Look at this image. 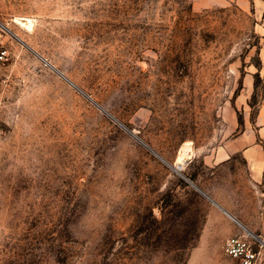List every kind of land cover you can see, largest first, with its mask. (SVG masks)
Masks as SVG:
<instances>
[{
    "label": "rangeland",
    "instance_id": "obj_1",
    "mask_svg": "<svg viewBox=\"0 0 264 264\" xmlns=\"http://www.w3.org/2000/svg\"><path fill=\"white\" fill-rule=\"evenodd\" d=\"M0 24V264H235L234 234L264 264L263 213L225 235L221 201L256 200L240 154L203 161L264 100V9L0 0Z\"/></svg>",
    "mask_w": 264,
    "mask_h": 264
},
{
    "label": "crops",
    "instance_id": "obj_2",
    "mask_svg": "<svg viewBox=\"0 0 264 264\" xmlns=\"http://www.w3.org/2000/svg\"><path fill=\"white\" fill-rule=\"evenodd\" d=\"M232 0H193L194 5L197 6H210L217 4H227ZM256 5V14L261 13L264 9V0H254ZM238 152L240 159L243 161L246 176V194L252 192V196L256 198L252 202L254 205L252 210H241L230 202L221 201L223 206L224 219L230 227L229 233L235 231H244L255 229L260 226V217L264 215L261 210L262 204V189L260 183L264 179V100L259 104L254 118L250 121H244V129L240 131L227 145L219 147L214 156L204 157L206 161L212 165L217 162H230L232 154ZM263 213V214H262ZM262 214V215H261ZM236 223L243 229L236 227Z\"/></svg>",
    "mask_w": 264,
    "mask_h": 264
},
{
    "label": "built area",
    "instance_id": "obj_3",
    "mask_svg": "<svg viewBox=\"0 0 264 264\" xmlns=\"http://www.w3.org/2000/svg\"><path fill=\"white\" fill-rule=\"evenodd\" d=\"M2 27L0 24V60L5 57L6 49L1 44ZM1 71V65H0ZM222 249L234 259L235 264H261L260 251L252 245L245 234H234L224 238Z\"/></svg>",
    "mask_w": 264,
    "mask_h": 264
},
{
    "label": "water",
    "instance_id": "obj_4",
    "mask_svg": "<svg viewBox=\"0 0 264 264\" xmlns=\"http://www.w3.org/2000/svg\"><path fill=\"white\" fill-rule=\"evenodd\" d=\"M40 56V55H39ZM40 58H42L40 56ZM43 59V58H42ZM44 60V59H43ZM45 61V60H44ZM47 62V61H46ZM48 63V62H47ZM49 64V63H48ZM50 66H52L51 64H49ZM54 68V67H53ZM55 70H57L55 68ZM57 72H59L60 74H62L60 71L57 70ZM63 75V74H62ZM64 76V75H63ZM64 78L70 82V84H72L73 86H75L76 88H78L72 81H70L67 77L64 76ZM79 89V88H78ZM80 91H82L81 89H79ZM83 92V91H82ZM84 93V92H83ZM90 100H92L97 106H99L102 110H104L106 113H108L102 106H100L97 102H95L88 94L84 93ZM110 116H112L110 113H108ZM113 117V116H112ZM114 118V117H113ZM115 119V118H114ZM116 120V119H115ZM119 122V121H118ZM120 123V122H119ZM121 124V123H120ZM124 126V125H123ZM125 127V126H124ZM126 128V127H125ZM133 136H135L139 141H141L144 145H146V143H144L133 131L129 130L128 128H126ZM148 146V145H146ZM149 147V146H148ZM150 148V147H149ZM152 150V149H151ZM160 156V155H159ZM161 157V156H160ZM162 158V157H161ZM177 168H180V165H178Z\"/></svg>",
    "mask_w": 264,
    "mask_h": 264
},
{
    "label": "bare ground",
    "instance_id": "obj_5",
    "mask_svg": "<svg viewBox=\"0 0 264 264\" xmlns=\"http://www.w3.org/2000/svg\"><path fill=\"white\" fill-rule=\"evenodd\" d=\"M31 25V23L30 22H28V27ZM5 29H7V28H5ZM8 30V29H7ZM9 31V30H8ZM10 32V31H9ZM12 34H13V32H11ZM13 36L15 37V38H17L21 43H23L25 46H27L29 49H31L21 38H19L18 36H16L15 34H13ZM32 50V49H31ZM32 52H34L33 50H32ZM39 58H40V56L36 53V52H34ZM40 59H42V58H40ZM49 65V64H48ZM51 67V66H50ZM54 69V68H53ZM55 70V69H54ZM56 71V70H55ZM57 72V71H56ZM60 76H62L59 72H57ZM62 77H64V76H62ZM178 165H180V167H181V164H178ZM178 165H177V167H178ZM177 169H179V168H177Z\"/></svg>",
    "mask_w": 264,
    "mask_h": 264
}]
</instances>
